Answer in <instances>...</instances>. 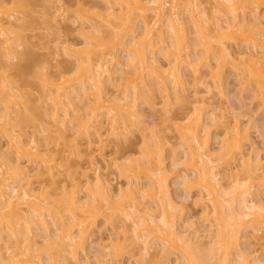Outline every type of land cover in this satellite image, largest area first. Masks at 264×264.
<instances>
[{
	"label": "bare ground",
	"instance_id": "6f19581e",
	"mask_svg": "<svg viewBox=\"0 0 264 264\" xmlns=\"http://www.w3.org/2000/svg\"><path fill=\"white\" fill-rule=\"evenodd\" d=\"M210 2L214 3V13H220L219 16L222 17L215 16L221 25L218 23L215 25L216 21L210 23L214 17L211 16L210 18L209 14H205L200 0L189 1L185 6L190 19L193 20V27L197 28L198 36L200 35V38L198 37L200 40L197 39L199 42L197 41L198 43L195 45H203L201 51H194L195 46L187 40L184 11L180 10V4L183 3L180 0H169L170 4L167 0H101L100 3H91L89 7L82 4L87 8L79 5L81 6L77 11L79 15L76 14L79 17V22L80 20L82 22L79 24L77 19L74 22H78L77 24L80 25H78L80 28L77 26L76 30L80 31L81 37H84L82 38L84 44H77L78 42L77 45L71 44L61 38L59 40L61 42L58 41L59 44L54 46L57 51L61 50L69 58L74 59L73 63L76 64L74 69L76 67L78 71L76 70L75 77L69 78L64 76V73L71 71L69 69V71L61 72L64 75L57 74L56 76L61 77L57 78V81L61 80L60 84L48 83V80L51 81L48 76L47 78L50 79L45 80L47 86L52 84L49 86L56 89L52 93L53 96L56 95V97L54 96L55 99H49L53 105H51L53 109H50L53 111L51 114L48 113L50 117L47 116L50 121H47L46 126L41 127L43 131H47L45 135H49L47 139L44 136L47 143H40L37 131L28 133V125L35 122V116L31 108L32 105H27L26 101L21 107L17 106L19 103L17 100L24 98L23 94L15 93L17 92V85L12 84L15 87L10 85L9 88L8 85H5L6 89L4 86L0 88V104L3 107L0 108V139H5L4 146L2 147L0 144V264H44V261L45 264H92L84 252V255L87 256L80 260L78 250L84 251L89 236L97 232L95 228L99 219H104V224L111 227V233L105 240L102 237L103 234L98 235L96 239L92 236L98 250L94 249L96 253L93 251L91 257H94V261L98 262L97 264H123V255L126 253H129L131 259H134L135 264H141L139 257L148 255L150 249L155 252V249H167L166 254L168 255L174 251L178 253L174 262L168 261L165 264H180L181 262L183 264H211L215 261H217L215 264H251L252 258L249 259L248 254L246 256L241 251L238 252L240 240L242 241L245 237L243 235L241 237L240 233L243 234V227L246 232L252 230L245 235H251L250 237H253L254 241L250 240L254 243H257L255 239L259 241L262 239L259 232L264 229V202L260 200L261 198H257L259 194L256 195L257 197L255 196L256 198H252V194L253 192H255L254 194L257 193L256 189L264 188V169L259 157L251 156L250 151L246 154L248 143H251L248 135L250 129L244 125L245 128L240 126V118L234 119L233 124L231 122L226 124L227 116L223 112L220 115L217 112L219 109L216 110L209 106L208 102L206 103L205 100L195 96V100H200L197 101L198 103H194L193 110L196 112L186 117L184 121H180L179 126L182 129L181 135L179 134L181 136L180 143L178 146H171L172 165L174 168L182 167V170L176 169L177 171L170 172L165 166L166 158L164 156V146L170 145V142L164 139L165 143L161 141V138L167 134L160 135L161 131L158 134L151 131L147 132L150 125L144 121V117L141 118V121L138 116L140 110L137 109L136 101L139 96H142L145 98L142 100L147 101L148 104L146 101L145 104L149 108L151 107V110L160 107L164 110V115L171 112L168 117L167 114L165 115L167 117L165 120L173 122L176 114L175 116L172 114L169 105L170 109H168L167 103L171 101V97L169 98L171 94L168 91L170 92L169 88L171 91L175 89L176 94L173 92V95L178 96H174L175 100L182 96L177 95L178 92L180 94L177 89L180 90V86H184V78L179 69V65L184 63V65L189 66L187 68L190 69L191 67L190 70L194 71V76L201 74L200 70L203 67L205 69L203 74L206 77L208 75L209 80H207L210 87L219 92L223 91L224 67L226 64H230L233 71H239V75L237 74L239 79L241 77L243 82L250 81V84L256 86L253 90V92L257 90L254 92V94L256 93L254 99L259 101L260 108L264 111V52L262 55L264 50L260 51L259 56L258 49H255L256 45L259 47V43L264 41L260 38L261 34L264 36V9H261L262 14L259 12L260 6L264 5V0H210ZM4 4L5 0H0V38L2 37V40L0 39L2 44L0 45H6L1 50V53L3 51L2 60L5 64L8 62L11 65L18 54L22 53H18V50L24 48L22 44L24 42H20L22 37L19 40L17 38L20 33L17 36L18 34L13 31L15 30L13 27L18 26L19 21L24 18L17 17L18 14H14V12H8ZM167 4L170 5L169 8L166 7ZM58 6L56 5L57 9L55 8L54 15L59 13L61 16V11H66V6L64 5V10L61 4ZM240 14L242 20L239 18V16L241 17ZM249 15L251 17L248 18ZM62 20L64 21V18ZM83 20L89 24L85 25ZM223 20L225 24L222 23ZM96 21L100 24H97ZM247 21L251 22V24L249 22L250 26L247 25ZM135 22L142 23V27L144 26L143 34L140 32L142 37L140 36L138 41L136 39L139 36L133 38ZM246 25L248 28H244ZM100 26H108L111 31L104 35ZM166 29L170 33L172 43H167V38L164 36L167 34ZM8 31L15 34L11 33L12 37H10ZM6 32L8 33L6 34ZM130 33L132 38H129ZM14 35H16L17 42L13 38ZM257 38H260V41ZM229 39L235 40L237 43L241 41V44L244 42L245 45H248V41H253V48L246 46L247 50H238L239 54L235 57V52L229 50ZM21 40L23 41V39ZM187 41L192 45L195 54L190 53L191 46ZM244 44L243 46H245ZM121 47L126 51L127 64L123 66L122 62H118L121 65L115 67L116 63L114 62L120 61L119 50ZM250 49L254 50L253 53ZM156 54V57L158 55L164 57V62L167 63L158 62L155 59ZM200 54L201 56H199ZM212 61L214 64L211 63ZM126 67L134 69V71L125 72ZM125 76L127 77L125 78ZM123 78H125L124 83L126 81L127 83L125 88L123 87L124 91H122L121 96L106 92V85L111 84L110 86L114 89L122 84L119 82ZM51 95L46 97L50 98ZM159 97L163 100H158ZM48 98L44 97L43 103L37 109L41 111L49 107ZM90 107L93 108L91 112H89L90 110L87 111ZM216 112L219 114L218 116ZM39 114H42V111ZM44 114L48 115L47 110L44 111ZM134 117L136 121L140 119L137 124L133 120ZM116 118L122 120L121 125L118 124L119 121ZM175 120L174 127H178L176 125L178 121L176 120V123ZM105 123L114 124L110 128L113 130L112 133L116 134L112 136H116L117 140V135L126 134L125 136H128L131 127L132 129L138 127L142 129V132H146V135L142 136L143 139L141 138L143 150L140 148V156L142 158L129 157V159L117 164L115 158H112L111 162L106 155L99 154L105 169L108 170L114 163L118 170L117 175L127 179L126 185L119 186L118 189L111 188L108 174L107 180L105 177L103 178L106 173L102 175L99 172L102 167L100 168L101 161L98 160L99 158L97 159L98 153L103 152L107 146V143L104 142L105 135L103 133L107 132L104 129L107 125ZM215 125L220 129L222 127L221 130L224 131L223 137L220 132L222 147L218 150L221 151L219 154H216L210 146V129ZM128 126L130 129L127 131ZM170 130L168 129L169 132H172ZM217 132L219 133L218 129ZM26 135L31 137L28 138ZM50 136H54L53 140L55 138L59 141L63 140L61 142H64L66 148L64 146L65 149L63 147L58 149L57 143L56 145L53 144L54 148L51 147L52 140L50 139L52 137L49 138ZM78 136H81L82 140ZM42 154L46 156L44 157ZM31 156L32 158L34 156L41 158L38 166L31 168L34 169L35 175L32 177L29 175L31 171H26L24 162L21 163L24 158ZM71 157H75L76 161H72ZM59 159L61 161H58ZM83 164L86 165L83 166ZM217 168L221 174L216 171ZM241 168L242 171L239 172ZM36 169H38L37 174ZM92 170L94 172H91ZM142 171L144 175L141 174ZM241 173L245 176H242L244 177L243 180ZM218 174L222 175L221 179H227L226 183L229 179L230 182L228 183L230 188L233 185L232 189H229L228 185L220 183V179H217ZM174 175L184 184L185 190L191 191L197 187L200 195L198 198L202 200V203L205 200L204 210L202 209L203 213L201 214L207 221L209 228L203 230L207 233L206 235L203 231L200 232L211 239L209 242L211 247L208 252L207 249L206 251L203 250L204 255L201 254L202 252L198 256L193 254L191 251L193 248L191 249L190 245L191 240H188V234H186L187 229L192 227L191 232H194L193 234L197 238L198 235L201 236L195 221L188 220V226L184 224V227L181 226L182 228L177 226L178 205L169 194L166 184L168 177ZM58 176L62 178L55 179ZM33 177H39V180L33 183L30 181L32 180L30 178ZM142 179L146 182L144 183ZM45 180L51 181V183L47 181L49 185H46ZM56 181L61 185L58 184L57 188H51L52 184L57 183ZM16 183L17 185L19 183L21 188L20 185L16 187ZM18 188L20 189L18 190ZM252 188H255L254 191ZM54 189L56 191L59 189L60 194L58 191L55 193ZM248 196L251 199L248 200ZM54 197L56 198L54 199ZM223 197L227 198L223 199ZM203 198L206 199L203 200ZM46 214L49 216L47 217ZM130 221L132 224H130L131 226L128 224V227L127 223ZM188 221L184 220L183 223ZM50 223L56 225L53 227L55 232L53 231L54 234L51 235V239L50 235L45 233L50 230V225H53ZM117 223L120 225L117 226ZM120 227L124 228L123 231L119 230ZM184 228L185 230H182ZM247 228H249L248 231ZM38 229H40L39 232H37ZM128 230L132 231L133 234L129 235ZM40 232L45 236L47 235L46 238L48 239H45L48 243L45 242L44 238H42L44 241L39 243L40 238L37 235ZM42 237L44 236L42 235ZM202 239L201 241H203ZM48 240H52L53 243L51 241L49 243ZM37 243L44 244L46 248ZM260 243L262 242L260 241ZM138 245L141 248L136 251ZM93 247L95 246H92V249ZM3 248L6 252H3ZM41 253L45 255V258L41 256ZM208 253L211 254L209 257H216L217 260L214 259V261L211 257L210 259L207 256ZM178 255H181L184 261H181L182 258ZM144 257L142 256V258ZM207 258H209L208 261ZM152 260L154 261L155 258ZM152 260H149V263L153 264ZM210 260H212L211 263H209ZM263 262L257 264H263ZM156 263L161 264L162 262Z\"/></svg>",
	"mask_w": 264,
	"mask_h": 264
},
{
	"label": "rangeland",
	"instance_id": "374dc122",
	"mask_svg": "<svg viewBox=\"0 0 264 264\" xmlns=\"http://www.w3.org/2000/svg\"><path fill=\"white\" fill-rule=\"evenodd\" d=\"M59 1H61V2H59ZM168 1V4H170L169 3V0H167ZM183 4H180V10L181 11H184V22H185V27H186V29H185V32H186V34H188L187 35V40H189V42L192 44V45H194L195 46V48L196 49H194V51H199L202 47L201 46H203V45H201V46H197V45H195L196 43H198L199 42V38H200V35L198 36V31H196L197 30V28L195 29L193 26V24H192V21L193 20H191L190 19V17H189V14L187 13V9L185 8V6H187V2H189V1H192V0H180ZM206 1V2H205ZM96 2H101V0H5V6H6V8H7V11L8 12H10V13H13L14 12V14H18V15H16L17 17H19L20 16V18L21 17H23L24 19H22V21H19V25L18 26H15V28L13 27V29H15V30H13L16 34H18L17 36H19V33H20V36L19 37H17L18 38V40H19V38L20 37H22L21 39H23V41L20 39V42L22 43V42H24V43H22L23 44V47L24 48H22L21 50L19 49L18 51V53H20V52H22V53H20V54H18V57L12 62V64L11 65H9L8 64V62H7V64H5L4 63V60H2V55H3V51H2V53H1V50H3V48H4V46H6V45H0V88L2 87V86H4L5 87V89L7 88L5 85H8V88L10 87V85L11 86H13V87H15L14 85H12V84H16L17 86H16V88H17V92H15V93H17V94H23L24 95V98L22 99V100H17V102H19L18 104H17V106H19V107H21V105L24 103V101H26V103H27V105L29 104V105H32L31 106V108H32V110H33V115L35 116V122L33 123V124H30V125H28V128H27V131H28V133H33L34 131H37V136H38V140H40V143H47L46 142V140L44 139V136H46L45 134H47L45 131H43L42 129H41V127L42 126H46L48 123H47V121H50V120H48V118L50 117L49 115L51 114V112L53 111H51L50 109H53V105L51 104V102H50V100L51 99H55V97H56V95H54L53 96V94L52 93H54L55 92V87L54 88H52L53 86H49V85H52V84H49L48 86L45 84L46 82H45V80H48V79H50L51 78V81H49L48 80V83H55V84H60L61 83V80L60 81H57L58 79V77H60V76H56L57 74H59L60 75V73L63 71H67L68 69L69 70H71V71H69V72H67V73H64V74H62V75H64L65 77H75V73H77L76 72V67H75V69H74V66H76V64H75V62L73 63V61H74V59L72 60V58L70 57H68L67 55H65L61 50V52L60 51H57L55 48H54V46H57V45H55V44H59L61 41H59V40H61V38L63 39V40H66V42L68 41V43H71V44H76L77 42V44H79V43H82V44H84L83 43V39L82 38H84L83 36L81 37V35H79V32L76 30L80 25L79 24H81V20H80V22H79V20H78V15H79V13H77V11L79 10V7H81V6H83V5H87V7H89V5H91V3H96ZM200 2H201V5H202V9H204V11L206 12L205 14H209L210 15V18H211V16H213L214 17V20H212V22H210V23H213V21H216V23H215V25L218 23L217 22V18L215 17V16H219V14L220 13H214L215 11H214V3L213 2H210V0H200ZM63 3V4H62ZM21 4H24V5H21ZM62 5L63 6V10L65 9V6H66V11H61L62 12V15L64 16H60L59 15V13H58V15H54V13H55V10L57 9L56 8V5L58 6V5ZM83 4V5H82ZM168 4L166 5V7L167 8H169L170 7V5L168 6ZM185 4V5H184ZM264 4V3H263ZM65 5V6H64ZM79 5H81V6H79ZM104 5V4H103ZM59 7V6H58ZM83 7H86V6H83ZM86 7V8H87ZM56 8V9H55ZM264 9V5H262V6H260V9H259V12L262 14L263 13V11L262 10ZM60 12V13H61ZM79 12H81V11H79ZM201 12H203V11H201ZM66 14V17H65V14ZM78 15H77V14ZM82 13H83V11H82ZM9 14V13H8ZM76 15H77V18H75L76 17ZM241 15V14H240ZM7 16V15H6ZM68 16V17H67ZM220 17V16H219ZM248 18L249 17H251L250 15L249 16H247ZM61 18V19H60ZM64 18V21L62 20ZM67 18H68V20H67ZM216 18V19H215ZM220 18H222V17H220ZM220 18H218L220 21H222V19H220ZM239 18H240V20H242L243 18H242V15H241V17L239 16ZM77 19V21L79 22V24H77V23H75L74 21ZM105 20H106V18H105ZM117 20V19H116ZM250 20V19H249ZM84 21V20H83ZM99 21V20H98ZM138 22H139V20H137ZM136 21V22H137ZM210 21V20H209ZM219 21V22H220ZM85 22V21H84ZM100 22V21H99ZM97 23V21H96V23L97 24H100V23ZM135 22V28H134V33H133V38H134V36L136 37H138V39H136L137 41L138 40H140V36H141V33L140 32H142V34H143V31H144V26L142 27V23H136ZM141 22V21H140ZM250 22V21H249ZM249 22L247 21V25H249L250 26V24H251V22H250V24H249ZM75 23V25H72V24H74ZM87 23L88 22H85L84 24L85 25H87ZM222 23H224V20H223V22ZM241 23H242V21H241ZM89 24V23H88ZM219 25H221V22L220 23H218ZM217 24V25H218ZM225 24V23H224ZM79 25V26H78ZM103 25H105V24H103ZM247 25H246V27H244V28H248L247 27ZM75 26H76V28H75ZM78 26V27H77ZM101 27V30H102V33L104 34V35H106L108 32H110L111 31V29L108 27V26H100ZM108 27V28H107ZM80 28V27H79ZM218 29H219V26H218ZM81 30V29H80ZM248 30V29H247ZM83 32H84V30H82ZM88 31V30H87ZM86 31V32H87ZM90 31V30H89ZM9 32V33H8ZM8 32H6V34L8 33L9 34V36L10 37H12V34H15V33H13V32H11V31H8ZM165 32H167V29L165 30ZM247 33H248V31H246ZM12 33V34H11ZM11 34V35H10ZM82 34V33H81ZM89 34V33H88ZM110 34V33H109ZM135 34V35H134ZM140 34V35H139ZM83 35V34H82ZM262 35V34H261ZM260 35V38H262L263 40H264V36H261ZM264 35V34H263ZM8 36V37H9ZM15 37H13L14 38V40L17 42V38H16V35H14ZM108 36V35H107ZM164 36H165V38H167V43H169V42H171L172 41V39H171V36H170V33H168L167 32V34L165 35L164 34ZM106 37V36H105ZM108 37H110V36H108ZM107 37V38H108ZM136 37V38H137ZM142 37V36H141ZM199 37V38H198ZM2 38V37H1ZM0 38V39H1ZM4 38V37H3ZM65 38V39H64ZM129 38H132L131 37V33H130V36H129ZM260 38H257L258 39V41H260L259 39ZM58 39V40H57ZM170 39H171V41H170ZM197 39H199V40H197ZM2 40V39H1ZM0 40V41H1ZM4 40H5V38H4ZM13 40V41H14ZM55 40H56V42H55ZM85 40V39H84ZM130 40V39H129ZM249 40H251V39H249ZM58 41H59V43H58ZM86 41V40H85ZM198 41V42H197ZM230 41V42H229ZM229 41H228V47H229V50L231 51V52H235L234 53V56L235 57H237V55L239 54L238 52L239 51H243V50H247V48H246V46L248 47V48H253L252 46H253V41L251 42V41H248L247 42V44L249 45H245L244 44V42L241 44L240 42L241 41H238V43H237V41H235V40H231V39H229ZM19 42V41H18ZM188 42V41H187ZM188 42V44H190ZM263 43H259V47L256 45V47H255V49L257 50V51H259V52H257V51H255V52H257V53H259V56H260V51H262V50H264V41H262ZM172 43V42H171ZM236 43V44H235ZM250 43H252V44H250ZM0 44H2L1 42H0ZM76 44V45H77ZM189 45V46H191V50H190V53L191 52H193V47H192V45ZM200 44V43H199ZM238 44H239V46H238ZM241 44V45H240ZM243 44L245 45V46H243ZM24 45H26V46H24ZM169 45H171V44H169ZM255 45V44H254ZM166 46H168V45H166ZM197 46V47H196ZM261 47V48H260ZM244 48V49H243ZM246 48V49H245ZM121 50H119V54H120V56H119V58H120V61H117V62H114V63H116L114 66L115 67H118L119 65H121V64H123V66H126V64H127V61H126V51H125V49L124 48H120ZM242 49V50H241ZM125 52H124V51ZM239 50V51H238ZM249 50V49H248ZM251 50V52L252 51H254L253 49H250ZM201 51V50H200ZM58 52H60V53H58ZM254 52V53H255ZM263 52L264 51H262V55H263ZM194 54H195V52H193ZM201 53V52H200ZM232 53V54H233ZM237 53V54H236ZM253 53V52H252ZM158 54V53H157ZM157 54L155 55V59H157V61L158 62H161L162 63V61L164 62V57H162L161 55H158V57H156L157 56ZM258 55V54H257ZM199 56H201V54L199 55ZM199 56H198V58H199ZM4 57V56H3ZM211 57H212V55H211ZM210 57V59L212 60V58ZM163 58V59H162ZM4 59V58H3ZM165 59H166V57H165ZM6 61V60H5ZM118 62H122L121 64H119ZM113 63V64H114ZM164 63H167V62H164ZM163 63V64H164ZM195 63V62H194ZM211 63H213L214 64V61H212ZM75 64V65H74ZM185 64V63H184ZM184 64H182V65H179V69H180V73H181V75H182V77L184 78L183 80H184V86H180L181 88H180V90L179 89H177L178 91H180V94H179V92L177 93V95H182V96H179L180 98H177L176 100H175V97H178V96H175V95H173L174 93L173 92H175V89L173 90V91H171V88H169V90H170V92L168 91V93L169 94H171V96L169 95V98H170V100L172 101V103H171V101H170V103L168 102L167 103V106L169 105L170 107H171V111H172V114L175 116V114H176V116H175V118H176V120L178 121V123H177V121L175 120V118H174V120L176 121V125H178V127H174L175 126V123H174V120H173V122L172 121H169V120H165L167 117H168V115H170L171 114V112H168V113H166L167 114V117L164 115V110L163 109H161L160 107L159 108H155V109H153V110H151L146 104H145V101H143L145 98H143L142 96H139V99L136 101V103H137V109H139L140 111V115H138L139 117H140V119L142 118V117H144V121L145 122H147L148 123V125H150L149 126V128H148V131L147 132H153L154 134L155 133H159V131H161V133H160V135L161 134H167V135H164L162 138H161V141H169L170 142V145L169 144H167V146L169 145V147H167L166 145L164 146V156H165V161H166V163H165V166H166V168H168L167 170L168 171H170V172H172L173 170L174 171H179V170H182V167H176V168H174V166L172 165V162L171 161H173L172 159V154H171V146H178L179 145V139H180V137L181 136H179V134L181 135V132H182V129H181V127L179 126L180 125V121H184L185 120V118L186 117H188V116H191V115H193L196 111H194L193 110V106H194V103L196 104V103H198L199 101L198 100H195L197 97H200L201 98V100H205L204 102H208V105L209 106H211V107H213V108H215L216 110L217 109H219V111H217L220 115L222 114V112L227 116L226 117V119L227 120H225V121H227V123L226 124H228V123H232V121L233 122H235L234 121V119H237V118H240L239 120H240V126L241 127H248V129H250V130H248L249 131V140H250V142L251 143H248L247 145H248V149H246V147H245V149H246V151L248 150V152H246V154H248V153H250L251 152V156H253V157H259V159H260V161H261V164H262V168L264 169V111L262 110V108H260V103H259V101H257L256 100V98L254 99V96H255V94H254V92L255 91H257V90H255L254 92H253V90L255 89V87L256 86H254V84H250V81H248V79L246 80L245 79V76H243V78L246 80V81H248V82H243V79H241V77H240V79H239V71H237V72H235V71H233L232 70V66L230 65V64H226L225 65V67H224V74H223V77H224V80L222 79V83L224 82V85H222V92H219V91H216L214 88H211L210 87V83H209V79H208V75H207V77L206 76H204V74H203V72H205V69L202 67V69L200 70V73L201 74H199L198 76L196 75V76H194V74H193V70H190L191 69V67H190V69L189 68H187V67H189V66H186V65H184ZM118 65V66H117ZM114 67V68H115ZM78 71V70H77ZM129 72V73H131V72H133L134 71V69H131V68H127L126 67V71L125 72ZM117 73V72H116ZM126 74V73H125ZM193 74V75H192ZM238 74V75H237ZM206 75V74H205ZM241 75V74H240ZM47 76L48 77H50V78H47ZM55 76H56V78H55ZM44 77V78H43ZM63 77V76H62ZM127 76H125V78H126ZM46 78V79H45ZM61 78V77H60ZM125 78H123V79H121L122 81H120L119 83H122V84H120L119 86H117L116 88H114L113 89V87L112 86H110L108 83V85H106V92H108L109 94H111V93H116V95L118 94V96H121L122 95V91H124L123 89L125 88V86H126V83H127V81H126V83H124V79ZM208 79V80H207ZM56 82H55V81ZM127 80V79H126ZM242 81V82H241ZM248 83V84H247ZM117 84V83H116ZM118 85V84H117ZM170 85V84H169ZM169 85H168V87H169ZM243 85L245 86L244 88H243ZM116 86V85H115ZM171 86V85H170ZM247 86V87H246ZM3 87V88H4ZM108 87V88H107ZM124 87V88H123ZM172 87V86H171ZM250 87V88H249ZM252 87H254L253 89H252ZM16 88H14V89H16ZM8 90V89H7ZM221 91V90H220ZM9 93H10V91H9ZM52 94V95H51ZM164 94V93H163ZM175 94H176V92H175ZM7 94H5V96H6ZM22 95V96H23ZM51 95V97L50 98H48L49 96ZM115 95V94H114ZM173 95V96H172ZM8 96V95H7ZM42 96H44L45 98H48V101L50 102V106H51V108H50V106L49 107H47L45 110L43 109V110H41L42 111V114H39V113H41V111L39 110V109H37L38 108V106L41 104V103H43L42 102V99H43V101H44V97L42 98ZM46 96H48V97H46ZM175 96V97H174ZM195 96H196V98H195ZM9 97V96H8ZM8 97H6V98H8ZM174 98V99H173ZM203 98V99H202ZM50 99V100H49ZM53 99V100H54ZM143 99V100H142ZM158 100H163V99H160V97L158 98ZM157 100V101H158ZM143 101V102H142ZM198 101V102H197ZM55 102V101H54ZM54 102H53V104H54ZM159 102V101H158ZM143 103V104H142ZM146 103H147V101H146ZM14 104V103H13ZM139 104V105H138ZM148 104V103H147ZM3 105V104H2ZM13 106V105H12ZM14 106H15V104H14ZM139 106V107H138ZM150 106V105H149ZM169 106H168V109H170L169 108ZM198 106V105H197ZM158 107V106H157ZM173 107V108H172ZM196 107V106H195ZM0 108H3L2 106H1V104H0ZM91 108V109H90ZM90 108H88L87 109V111L88 110H90L89 112H91V110L93 109L92 107H90ZM37 109V110H36ZM1 110V109H0ZM47 110V114L48 113H50V114H48V115H46V114H44V111H46ZM162 112H161V111ZM139 112H138V114H139ZM217 112H216V114H217ZM206 113H207V111H206ZM204 114V113H203ZM219 114H217V116L219 115ZM33 116V117H34ZM47 116H49V117H47ZM172 116V115H171ZM206 116V115H205ZM237 116V117H236ZM166 117V118H165ZM120 118V117H119ZM136 118H137V116H136ZM136 118L134 117V119L133 120H135L136 121ZM169 118H172V117H169ZM116 119H118V118H116ZM139 119V118H138ZM140 119L139 120H137V121H140ZM34 120V119H33ZM32 120V121H33ZM132 120V121H133ZM118 124L120 123V125H121V121L118 119ZM137 121L135 122V124H137ZM141 121H142V119H141ZM206 123H208L207 121H205ZM220 122V121H219ZM139 124H140V122H138ZM147 123H146V125H147ZM171 123V124H170ZM105 124H107V123H105ZM104 124V125H105ZM117 124V123H116ZM117 124V125H118ZM144 124V123H143ZM174 124V125H173ZM233 124V123H232ZM27 125V124H26ZM103 125V126H104ZM108 125H109V127H108ZM114 124H107V125H105V127H104V129L107 131V132H103L104 133V135L106 136H104V142H105V144L107 145L106 146V149H104V151L103 152H101V153H98V157H97V159L98 160H100L101 159V157H100V155L103 153L104 155H106L107 156V158H110V160L112 159V158H115V161H116V163L117 164H120V163H122L123 161H125L126 159H129V157H131V158H133L134 156L135 157H137V158H140L141 156V152H140V148H141V138H142V136L143 135H146V132H142V129L141 128H138L137 127V125H135L137 128H133L132 129V127H131V129H130V127L128 126V128H127V131H128V136H125V135H123V136H119V135H117L118 136V140H117V137L116 136H112V135H116V134H114V132L112 133V128H110V126H113ZM133 125V124H132ZM142 125V124H141ZM141 125H138V126H141ZM244 125V126H243ZM134 126V127H135ZM171 126V127H170ZM219 126H222V125H219ZM214 127V126H213ZM212 127V129H210V133H211V136H210V146H211V148H212V150L216 153V154H219L221 151H218L219 149H221V147H222V144H221V135H222V137H223V132H222V127H221V129H220V127H218V126H216L215 125V127L213 128ZM218 127V128H217ZM244 127V128H245ZM147 128H146V130H147ZM134 129H136V130H134ZM168 129H171L170 131H172V132H169L168 131ZM181 129V130H180ZM217 129H218V131H219V133L217 132ZM109 130V131H108ZM123 130V129H122ZM145 130V129H144ZM224 130V129H223ZM68 131V130H67ZM165 131V132H164ZM166 131H168V133H166ZM123 132V131H122ZM125 132V131H124ZM123 132V133H124ZM178 132H180V133H178ZM220 132H221V135H220ZM126 133V132H125ZM143 133H145V134H143ZM217 133V134H216ZM149 134V133H148ZM151 134V133H150ZM153 134V135H154ZM219 134V135H218ZM29 135H31V134H29ZM219 137H218V136ZM28 138H30L31 136H28V135H26ZM36 136V137H37ZM49 136V135H48ZM48 136H46L45 138L47 139L48 138ZM178 136H179V138H178ZM52 137V139H50V140H52L51 141V147H53L54 148V145H56V143L58 144V145H56V147L58 146V149L60 148V149H62V147L64 148V142H61V141H63V140H61V141H59V140H56V138H55V140H53L54 139V136H50L49 138H51ZM79 138H81V140H82V137L81 136H78ZM106 138H107V140H106ZM115 138V139H114ZM143 139V138H142ZM164 139V140H163ZM1 141V145H2V147L4 146V144H5V139H0ZM49 140V139H48ZM49 140V141H50ZM78 140H80V139H78ZM80 140V141H81ZM165 141H164V143H165ZM168 142V143H169ZM50 144V143H49ZM54 144V145H53ZM65 144H67V142L65 141ZM109 144V145H108ZM59 145H60V147H59ZM56 147H55V149H56ZM53 148H51V149H53ZM65 148H66V146H65ZM64 148V149H65ZM94 148H96V147H94ZM244 149V150H245ZM141 150H143L142 148H141ZM114 151V152H113ZM115 151H116V153H115ZM250 151V152H249ZM43 152H45V151H43ZM66 154V153H65ZM100 154V155H99ZM180 154H181V152H180ZM44 157L46 156L45 154H42ZM143 155V154H142ZM41 156V155H40ZM40 156H38V157H40ZM58 157V156H57ZM134 157V158H135ZM28 158H30V159H28ZM43 158V157H42ZM60 158V157H59ZM142 158V157H141ZM172 158V159H171ZM176 158H178V157H176ZM179 158H180V156H179ZM25 159H28L27 161L25 160ZM41 158H36V156H34V158H32V156L31 157H26V158H24L23 160L24 161H21V163L22 162H24V164L23 165H25V167H26V171H28L29 170V172L31 173H29V175H31V177H32V175H34V169H31L33 166L35 167H37L38 166V162L40 161L41 162V160H40ZM61 159V158H60ZM58 160V161H61V160ZM71 160L72 161H76L75 160V157H71ZM70 160V161H71ZM109 160V161H110ZM253 160H254V158H253ZM101 161V160H100ZM107 161H108V159H107ZM241 161V160H240ZM240 161H238L239 163H240ZM111 162H112V160H111ZM237 162V163H238ZM57 163V162H56ZM73 163H75V162H73ZM77 163V162H76ZM186 164H187V162H186ZM84 165H86V164H83V166ZM100 168L102 167L103 169H105V167H103L102 165H104L103 164V162L101 161L100 162ZM116 164H112V166L111 167H109V169L107 170V169H105V170H103L102 168L100 169V173L103 175L104 173H106V174H104V176H103V178L105 177V179H107L108 177H107V174H108V176H109V180H110V182H111V184H110V186H111V188H113V189H118L117 187H119V186H124V184L126 185V178L124 177V176H121V175H117V173H118V170H117V168H116V166H115ZM233 165H235V164H233ZM105 166V165H104ZM33 167V168H34ZM171 168H174V169H171ZM219 168V167H218ZM217 168V170L216 171H219V169ZM222 168V167H221ZM177 169V170H176ZM223 169V168H222ZM240 169V168H239ZM37 170L38 169H36V174H37ZM56 170V169H55ZM54 170V171H55ZM106 171V172H105ZM215 171V172H216ZM242 171V168H241V170H239V172H241ZM91 172H94V170H92ZM141 172V171H140ZM190 173H191V171H189ZM220 172V174H221V171H219ZM238 172V173H239ZM56 173L58 174V172L56 171ZM144 172L142 171V173L141 174H143ZM56 174V175H57ZM92 174V173H91ZM179 174V173H178ZM220 174H218L219 176L217 177V179L219 178L220 179V183L222 184V185H224V184H226V185H228V187H229V189H232V187H233V185L231 186V188H230V186H229V183L228 182H230L229 181V179H228V184L226 183V181H227V179L225 180H223V179H221V176L222 175H220ZM29 175H27V176H29ZM106 175V176H105ZM144 175V174H143ZM142 175V176H143ZM35 176V175H34ZM37 176H39V175H37ZM41 176H43V175H41ZM48 176V175H47ZM46 176V177H47ZM141 176V177H142ZM176 175H174V176H170V177H168V180H166L167 181V185H168V190H169V194L172 196V198L175 200V202H176V204L178 205V208H177V212L178 213H176V217H177V223L179 224H177V226L178 227H180V228H182V227H184L183 225L184 224H187V226H188V223H189V221H195V224H196V226H197V229H199L198 231L200 232V231H203L204 229H208L209 227H208V223H207V221H205V219L202 217V214L201 213H203L202 212V209L204 210V203H205V200L204 199H206V198H203V200H204V203H202L201 201V199L200 198H198V195H199V191H198V188L197 187H195V189H193V190H191V191H188L187 189L185 190L184 189V184H182V182H181V180H179L177 177H175ZM242 176H244V175H242V173H241V179L242 178H244V177H242ZM45 177V176H44ZM59 177V176H58ZM55 178V179H57V180H59L60 178H62L61 176L59 177V178ZM29 178V177H28ZM125 178V179H124ZM143 178H144V176H143ZM240 178V177H239ZM30 179H32V180H30L31 182H36L37 180H39V177H33V178H30ZM42 179V178H41ZM47 179H48V177H47ZM218 179V180H219ZM108 180V179H107ZM243 180V179H242ZM48 181V180H47ZM46 180L44 181V183L46 184V185H49V183H51V181H48L47 182ZM55 181V180H54ZM142 181L145 183L146 181L144 180V179H142ZM57 183L55 184L54 183V185L52 184V187H51V185H50V187L51 188H54V187H56L59 183H58V181H56ZM232 184V183H231ZM230 184V185H231ZM18 185H20L19 183H18ZM17 185V183H16V187L18 186ZM32 185H34V184H32ZM36 185V184H35ZM61 184H59V186H60ZM12 186H14L13 185V183H12ZM11 186V187H12ZM33 187V186H32ZM58 187V186H57ZM56 187V188H57ZM20 188H21V185H20ZM20 188H18V190L20 189ZM120 188V187H119ZM197 188V189H196ZM257 188V187H256ZM253 189V188H252ZM255 189V188H254ZM254 189H253V191H254ZM262 189V190H261ZM259 188L258 190L256 189V194H254L255 192H253V196H252V198L253 197H255L256 195H258V197L257 198H261L260 200L262 201V202H264V188ZM59 190V189H58ZM57 190V191H58ZM54 191H55V193L57 192L55 189H54ZM114 191V190H113ZM60 191H58V193H59ZM60 194V193H59ZM122 195V194H121ZM58 196H60V195H58ZM200 196V195H199ZM255 197V198H256ZM56 197H54V199H55ZM227 197H223V199H226ZM199 199H200V201H199ZM249 199H251V197L249 198V196H248V200ZM146 200V199H145ZM147 201V200H146ZM207 204V203H206ZM263 204V203H262ZM227 205V204H226ZM47 215V217L49 216L48 214H46ZM46 217V218H47ZM121 219V218H120ZM119 219V220H120ZM104 219H99V222H98V224H97V226H96V228H95V231H97V232H94V234L92 235L93 237H95V239H96V237L98 236V235H101V234H103L102 235V237H103V239L105 240V239H107L108 237L107 236H109L110 235V231H111V227L110 226H107V224H104V221H103ZM180 220V221H179ZM182 220V221H181ZM188 221L187 223H183V221ZM51 221V220H50ZM118 222V221H117ZM129 222V221H128ZM180 223H183V224H181L180 225ZM50 224H53V223H50ZM118 224V225H117ZM116 225L117 226H119L120 225V223H117ZM130 225V224H132V222L130 221V223H127V225ZM204 224V225H203ZM110 225V224H109ZM129 225H128V227H129ZM56 225H50V230H48V231H50V232H45L47 235H50L49 237H50V239L52 238V234H54V229H53V227H55ZM131 226V225H130ZM182 226V227H181ZM186 226V225H185ZM204 226H206L205 228H204ZM52 227V228H51ZM110 227V228H109ZM127 227V228H128ZM208 227V228H207ZM121 228V227H120ZM179 228V229H180ZM187 228H189V227H187ZM186 228V229H187ZM191 228L192 227H190L189 228V230L187 229V231H186V234H188L187 236H188V240H191L190 241V245H191V249L193 248V250H191V251H193V254H197V256H198V254L199 253H201L202 255H204L203 254V250L205 249V251H206V249H207V252L208 251H210V250H208V249H210V247L211 246H209V242L211 241V239L210 238H208V237H206L205 235L207 234V233H205L204 231V233H205V235L203 234V232H200L201 233V236H199L198 235V238L195 236V234H193L194 232H191ZM123 227L121 228V229H119V230H122L123 231ZM131 229V228H130ZM202 229V230H201ZM242 229H243V234L242 233H240V236L241 235H243V239H242V241L240 240V246H239V251L238 252H242L243 254H246V256H248V258L249 259H251L250 261H251V264H257L258 262H263L264 261V229L262 230V232H259V234H260V237L262 236V239L260 240L262 243H260V241L259 240H257V239H255L256 241H257V243L255 244L253 241V237L251 238L249 235L248 236H246L245 234H247L248 232H251L252 230H249V228H247V231L248 232H246L245 230L246 229H244L243 227H242ZM39 230L40 229H38V231L37 232H39ZM182 230H185V228L184 229H182ZM194 230V229H193ZM192 230V231H193ZM54 231V232H53ZM99 231V232H98ZM129 231V235H132L133 233H132V231L130 232V230H128ZM214 231V230H213ZM212 231V232H213ZM188 232V233H187ZM198 232V234H200ZM207 232V231H206ZM211 232V233H212ZM246 232V233H245ZM100 233V234H99ZM126 233V232H125ZM124 233V234H125ZM214 233V232H213ZM212 233V234H213ZM38 234V233H37ZM109 234V235H108ZM123 234V233H122ZM127 234V235H128ZM203 234V235H202ZM258 234V235H259ZM42 235L44 236V237H42ZM46 235V236H47ZM52 235V236H51ZM121 235V234H120ZM197 235V234H196ZM40 239H39V243H41L40 241H44L45 240V242L47 241L46 239H48V238H46V236L42 233V232H40L38 235H37ZM92 236H89V238L87 239V243H86V247H85V249H84V251H82L81 249H79L78 250V254H79V256L81 257L80 258V260L82 259V257H84V256H87L88 255V257H89V259H90V262L92 263V264H97L95 261H94V257H91L92 255H93V253L95 252L94 251V249L95 250H98L97 249V244H96V242H95V244H94V242H93V240H94V238H92ZM105 236V237H104ZM122 236V235H121ZM204 236L207 238H205L204 239ZM213 236H214V234H213ZM124 237V236H123ZM197 239H196V238ZM242 237V236H241ZM259 237V238H260ZM36 238V237H35ZM42 238H44V240H42ZM46 238V239H45ZM191 238H193V239H191ZM203 240V241H201V239ZM38 239V238H37ZM253 240V241H251V240ZM36 240V239H35ZM55 240V239H54ZM122 240V239H121ZM209 240V241H208ZM213 240V239H212ZM37 241V240H36ZM49 241V240H48ZM51 241V243H53V241L52 240H50ZM50 241H49V243H50ZM252 243H251V242ZM259 241V242H258ZM38 242V241H37ZM128 242V241H127ZM138 242H140V241H138ZM138 242H137V244H138ZM205 242V243H204ZM208 244H207V243ZM250 242V243H249ZM43 243V242H42ZM46 243H48V242H46ZM141 243V242H140ZM139 243V244H140ZM38 244V243H37ZM121 244L123 245V243L121 242ZM125 244V243H124ZM136 244V245H137ZM195 244V245H194ZM204 244H205V246H204ZM39 246L41 245V247H45L44 246V244H38ZM47 245V244H46ZM192 245H193V247H192ZM199 245H201L200 247H199ZM207 245V246H206ZM92 246H95V247H93V249H92ZM197 246V247H196ZM195 247V248H194ZM205 247V248H204ZM209 247V248H208ZM46 248V247H45ZM137 249H136V251L138 250L139 251V249L138 248H141V247H139V245H138V247H136ZM4 249V248H3ZM197 249H202V251H197ZM156 250V252L154 251V250H152V249H150V253L147 255V254H145V257H144V255H142L144 258H142V256L141 257H139V258H141V264H151V263H149V260H152V259H154L155 258V260H156V262H162L161 264H163V262H164V264L165 263H168V261L169 262H174L175 261V257H177V252L176 251H174V252H171V254H166V250L167 249H164V250H160V249H155ZM157 250H159V251H157ZM194 250H195V252H194ZM5 251V249L3 250V252ZM45 251H47V250H45ZM45 251H44V253H45ZM80 251V252H79ZM82 251V252H81ZM94 251V252H93ZM142 251V250H141ZM140 251V252H141ZM6 252V251H5ZM85 254H87V255H84V253ZM12 253H14L13 251H12ZM96 253V252H95ZM138 254H139V252H137ZM142 253V252H141ZM140 253V254H141ZM236 253V252H235ZM144 254V253H143ZM201 254H199V255H201ZM238 254V253H237ZM248 254V255H247ZM209 255H211L210 253H208L207 254V256L209 257ZM236 255V254H235ZM250 255H251V257H250ZM41 256L43 257V258H45V255L43 254L42 255V253H41ZM130 255H129V253H126L125 255H123V261H122V263L123 264H128L129 262L131 263V264H135L134 262V259H131L130 257H129ZM140 256V255H139ZM179 256V255H178ZM181 256V255H180ZM179 256V257H180ZM205 257H206V254H205ZM211 258H212V256H210ZM209 257V258H210ZM236 257V256H235ZM85 258V257H84ZM181 258H182V256H181ZM209 258H207V261H208V259ZM210 258V259H211ZM122 259V258H121ZM143 259H144V263H143ZM206 259V258H205ZM213 260L214 259H216V257L214 258H212ZM132 260V261H131ZM155 260L153 261L152 260V262H154L153 264H157L156 262H155ZM217 260V259H216ZM44 261V260H43ZM181 261H184V258H182V260ZM211 261L212 260H210V262L209 263H211ZM215 261V260H214ZM217 261H215V263H216ZM253 262V263H252ZM129 263V264H130ZM180 263V262H179ZM182 264H183V262H181ZM180 263V264H181ZM208 263V262H207ZM214 262L213 263H211V264H215ZM44 264H45V261H44ZM58 264H60V263H58ZM100 264V263H99ZM263 264H264V262H263Z\"/></svg>",
	"mask_w": 264,
	"mask_h": 264
}]
</instances>
